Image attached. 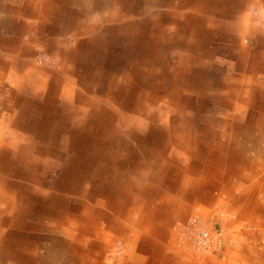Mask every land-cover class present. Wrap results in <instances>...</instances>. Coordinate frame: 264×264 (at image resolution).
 Here are the masks:
<instances>
[{"label":"crops","instance_id":"crops-1","mask_svg":"<svg viewBox=\"0 0 264 264\" xmlns=\"http://www.w3.org/2000/svg\"><path fill=\"white\" fill-rule=\"evenodd\" d=\"M23 1L15 10L3 6L0 20L18 31L15 40L0 37V129L6 134L0 144L1 264H162L160 257L158 262L149 258L152 251L161 256L168 250L159 241L165 232L152 219L168 223L193 204L211 207L217 200L228 204L225 213H232L237 225L248 220L264 227V147L259 144L264 143V38L245 13L244 21L225 33L228 46H209L208 39L229 31L228 17H239L245 5L264 7V0H89L87 7L103 22L86 21L76 48L54 55L62 60L63 76H76V92L63 87L59 70L33 61L32 44L39 40L24 37L29 31H54L59 24L63 35L74 30L73 20L80 16L68 8L84 0ZM249 36L255 37L253 48L245 41ZM173 50L182 54L176 62L169 59ZM221 50L236 63L226 80L217 81L209 60ZM121 54L127 63L119 61ZM139 64L154 75H147L149 81L144 82ZM215 85L219 90L212 91ZM73 91L80 116L66 124L64 118L72 114L55 108L56 102ZM213 93L215 106L248 109L256 120L243 124L219 117L215 107L205 105ZM150 102L168 108L170 115L160 119L162 130L152 124L139 135L118 127L156 120L148 117ZM104 137L116 141L106 146L100 142ZM247 142L252 143L249 158ZM61 143L65 151L58 150ZM177 159L180 168L173 165ZM56 169L49 195L41 200L29 195L34 184L40 185L39 171ZM31 216L39 217L37 224L27 222ZM41 233L52 235L46 255L39 252ZM57 234L61 238L55 240ZM121 237L140 255L114 263L107 252ZM176 251L171 264H185L183 249ZM258 260L251 264H264V256Z\"/></svg>","mask_w":264,"mask_h":264},{"label":"rangeland","instance_id":"rangeland-1","mask_svg":"<svg viewBox=\"0 0 264 264\" xmlns=\"http://www.w3.org/2000/svg\"><path fill=\"white\" fill-rule=\"evenodd\" d=\"M87 1L89 2V0H84L83 3L76 5H73L71 7H69V12L73 13L76 12L80 18L74 19L73 22L75 24V26L73 27L74 30L69 29L70 32L65 33V35L61 34L60 30H62V24H59L58 27H54V31L50 30V29H44L43 31H41L39 34L38 33H34L29 31L28 34H25V41L28 40H34L38 42H35L32 44L33 47V55H32V59L33 61H36L39 65L41 66H47L50 69H56L58 71V75H60L61 79H62V85L64 86H69V88L72 90H75V92L78 89V85H76L74 83V80L76 78V76H71L66 78L65 76H63V74L60 71V64L59 62H61L62 60H59V58L54 57V55H56L57 50H61L58 51V54L63 52H69L70 48H76L78 41H79V37L80 35L83 36V31H84V24L86 23V21L88 22H94V20L99 16V14H94L92 13L87 7ZM98 1V0H95ZM101 1V0H100ZM22 3V4H19ZM24 1L22 0H0V20L4 19L5 15H4V11H2V7L3 6H8V9L13 8V10L22 7ZM5 4V5H4ZM93 11V10H92ZM99 13V12H98ZM245 13L249 14V16L252 19H255L256 22V28L257 31H261V35L264 38V7H261L259 4H252V5H245L244 9L242 10L241 14L239 17L236 18H232V17H228V29L229 31H225L223 34H220V36H215L213 35H209L208 39H210V43L209 46L212 45H217V46H221L223 48H225L226 46H228L227 42L225 39H227L226 34H229L232 32V30H234L238 25L239 21L241 18H243V16H245ZM245 18V17H244ZM243 18V21H244ZM98 19H102L103 22V17L100 16L98 17ZM79 20H81V23L83 25L79 24ZM47 23L51 24L50 21H48ZM249 24H251V22H249ZM88 25V23H87ZM43 27V26H41ZM40 27V29H41ZM211 30V29H210ZM16 29L15 28H9V25L7 26H1L0 25V37H8L11 39V37H13V40H15L16 36H17V32H15ZM44 33V34H43ZM226 33V34H225ZM41 35V38H39ZM218 35V34H216ZM238 35V34H237ZM220 37V38H219ZM245 41L247 43L250 44V47H254L256 46V41H255V37L254 36H249L245 39ZM251 41V42H250ZM213 43V44H212ZM36 44V45H35ZM175 44V43H174ZM171 45V46H174ZM111 47L113 46V44H110ZM216 46V47H217ZM205 47V46H204ZM111 50V48H109ZM132 52H135L136 47L133 46L132 47ZM143 49V48H141ZM173 48H169L167 50H170ZM114 52H116V49H112ZM217 50V49H216ZM215 50V51H216ZM53 51H55V53H53ZM74 51V50H71ZM225 50H221L218 52H215L213 55H211V61L213 63V68H212V72L213 74L216 75L217 81L218 79H222V81L225 79L226 80V74H230L234 68L232 65H235L236 61L235 60H231L228 59V57H226L227 52H224ZM2 52V51H1ZM131 52V53H132ZM172 57L174 56V59L169 58L170 60H172L173 62H176L177 60L180 59V57L182 56V54H180V51L177 50H173L170 52ZM67 54V53H65ZM175 54H178L175 56ZM236 54V51H235ZM122 56L120 57L121 59H119L120 62L123 61L125 62V56L123 54H121ZM57 56V55H56ZM106 59V58H105ZM67 61V60H65ZM194 60H192L191 62L188 63V67L189 69H194L197 67L196 66V62H193ZM127 63V61L125 62ZM130 69L132 68V70L134 69V63L130 62ZM139 73L142 76H146V79H144V82L149 81V77L152 73L149 69H147V66H145V64L140 65L139 64ZM137 69V70H138ZM233 69V70H232ZM159 70V69H158ZM191 70V73H193L194 71ZM211 70V69H210ZM113 73H116L118 71L114 70L112 71ZM136 72V71H135ZM134 72V73H135ZM238 73H240L239 71H236ZM151 73V74H150ZM148 75V76H147ZM120 78H123V75H121L119 73ZM152 76H154L152 74ZM149 79V80H148ZM142 83V80H139L140 84ZM122 91L120 92L121 95L123 94V88H124V83L122 82ZM219 86L215 85L214 86V90H219L218 89ZM63 90V88H61ZM75 92L73 91L72 94H70V97H66L65 95H62L61 98L57 99V105L55 108H60L61 110L64 109H68L70 111V113L72 114L71 117L72 119L69 118V116H67L68 119L64 118V123H69L70 121L72 123H75L74 121V117L76 116H80L77 115L76 110V99H74V94ZM245 96L249 97V94L247 93L246 90H244ZM144 94V92L142 93ZM208 95V94H207ZM72 96V97H71ZM124 96V95H123ZM214 99V93L212 94V97L210 99L209 103H206L205 105L208 106L209 108H213L215 107L216 111L219 114V117H228V118H233L236 119L240 122H242L243 124L245 123H252L254 120L251 117L248 116V109H240L238 106H234L231 107L230 109L228 107H223V106H215L211 100ZM166 100V99H165ZM195 101V100H194ZM155 103V101L153 102ZM105 105H103L106 109H108L110 112L113 111L111 105L109 104V102H105L103 103ZM213 106V107H212ZM59 109V110H60ZM148 109V114L150 116H154L156 118V120H153L152 123H149L148 121H146V119H138V120H131L130 121V127H126L127 125L124 124H117L119 128H123L124 130H128L130 132H132L133 134H139V135H145L146 132V128H148L149 130V126L150 125H155V127H157V130L159 128V130L163 129V124H160V119L161 117H166L169 116L170 114H167L166 110L168 109L167 107L164 106V104H160L159 106H157L156 108L154 107V105L150 102L147 104V108ZM211 111V110H210ZM207 112H205L206 114ZM260 119V118H257ZM216 126L218 124H215ZM2 126V124L0 125ZM69 126V125H68ZM78 126V125H77ZM76 125H73V127H77ZM1 128V127H0ZM3 131L0 129V144H1V137L5 136V132L2 133ZM7 133V132H6ZM58 137V136H57ZM15 139V137L13 138V140ZM59 139V138H57ZM16 140V139H15ZM19 141V139H17ZM16 140V141H17ZM22 141V140H20ZM260 142L259 144L262 145L264 147V143ZM5 144V143H4ZM3 144V145H4ZM252 144V143H251ZM251 144L247 142V148H248V152L244 153L248 158L249 156H252L251 153H249V151L252 152V147ZM6 145V144H5ZM262 147H259V150L261 151ZM67 149V147L61 143L59 144L58 150L59 151H65ZM262 152V151H261ZM253 153H255L253 151ZM258 153V151H257ZM9 157H14L9 156ZM181 158V157H179ZM104 162V160L102 161ZM177 163V165H176ZM173 165H176L180 168L181 164L178 163V159L177 162H173ZM59 169H56L54 171V174H52V172L49 173H45L44 171H39L38 174L39 177L41 178V182L40 185H36L34 184V187L31 190V194L32 196H35L37 199L41 200L42 197H45L47 195H49L52 192V186H53V181L56 177V175L58 174ZM240 174H236V177H240ZM264 181V179H263ZM1 195H3V193H0V197ZM218 195V193H217ZM20 195H18V199H20ZM3 198V196H2ZM23 198V197H22ZM24 199V198H23ZM14 200H17L14 199ZM21 203V205L23 206H27L25 204V202H23L22 200L19 202V204ZM18 203H15V205ZM214 205V206H213ZM211 207H209L208 204L204 205V203H197V204H193L191 206H189L188 210L186 211V209L183 212V215H181V218L177 217V218H173L172 221L170 222H166L164 219H152L153 220V225L154 226H158L159 228H161L165 233V239L160 240L159 237L157 239H159L160 243H164V245H166L168 250H162L164 252H162L161 256H158V251H152L154 252V256H149V258L151 259V262H157L159 261V257L161 258L162 264H171L173 262L172 259H175L177 256V252L176 249L178 248H182L183 249V253L180 256V259L184 256V263L185 264H251V261H255V262H260L258 259L264 256V227L262 229H259L256 227V225H254L252 222L246 220L244 222H242V224L237 225L235 223V220H237L235 218V216L232 213H225V211L228 209L227 206L228 204L225 203V201L223 200H217L216 202H214ZM185 208V207H184ZM182 214V213H181ZM135 215H138V211H136ZM135 216V217H136ZM196 220V228H200L203 229L204 231L207 232L209 238H210V242L212 239V244L211 245H207L206 247H199L194 245V239L191 240L189 237H184L183 236V224L184 222H187L189 219ZM27 222L32 223V224H37L39 221V217L37 216H31L28 217ZM238 221V220H237ZM241 221V220H240ZM139 222V221H138ZM135 225H139L138 223H135ZM174 226L176 227V229L173 228ZM134 229L131 228V232L134 233ZM126 234V235H131L132 233ZM251 233H255L257 236L252 235ZM42 235H40V240H39V248H40V254L42 255H46V250L45 248L47 247L46 245L49 243V237L51 234H46V237L44 235V233H41ZM125 234V233H124ZM136 234V232L134 233ZM155 234V233H154ZM154 234H151V238L153 239V237H157ZM147 235V234H146ZM158 235V234H157ZM52 236V235H51ZM135 236V235H134ZM143 236V235H142ZM136 238H138L139 236L136 235ZM61 238V235H58L55 237V240ZM126 240V241H125ZM119 243L117 242V244H115L114 246H112L109 250V252H107V258L110 259L111 261H113L114 263H117L119 259L121 258H126L131 254H134L139 256L140 252L139 250H132L131 249V245L129 244V241L126 237H121L118 239ZM156 241V242H159ZM128 242V243H127ZM154 241L150 242V246H152ZM161 243V244H162ZM149 249L146 250L145 253H149ZM150 252V253H152ZM180 253V252H179ZM178 253V256H179ZM256 253V257L257 260H251L253 257V254ZM183 255V256H182ZM176 260V259H175ZM1 264V263H0ZM152 264V263H151Z\"/></svg>","mask_w":264,"mask_h":264},{"label":"built area","instance_id":"built-area-1","mask_svg":"<svg viewBox=\"0 0 264 264\" xmlns=\"http://www.w3.org/2000/svg\"><path fill=\"white\" fill-rule=\"evenodd\" d=\"M196 220L189 219L187 222L183 224V236L189 237L191 240L194 239V245L199 247H206L212 244V239L210 242V238L206 231L200 228H196Z\"/></svg>","mask_w":264,"mask_h":264},{"label":"bare ground","instance_id":"bare-ground-1","mask_svg":"<svg viewBox=\"0 0 264 264\" xmlns=\"http://www.w3.org/2000/svg\"><path fill=\"white\" fill-rule=\"evenodd\" d=\"M119 1V0H118ZM122 1V0H121ZM196 10V9H195ZM162 84V83H161ZM162 88V87H161ZM116 134V133H115ZM116 138V137H115ZM116 140L114 138H107V137H104L103 140H100V142H102L103 145H106V146H109V145H112L113 142H115ZM90 144V143H89ZM123 147V146H122ZM102 148V147H101ZM121 152V151H120ZM119 157V156H118ZM122 157V155H121ZM127 157V156H126ZM92 172V171H91ZM89 194V193H88ZM90 220V219H89ZM94 226V225H93ZM95 227V226H94ZM103 231V230H102Z\"/></svg>","mask_w":264,"mask_h":264}]
</instances>
